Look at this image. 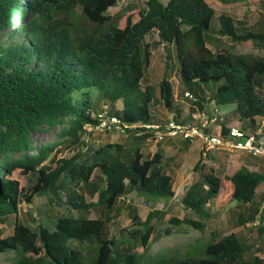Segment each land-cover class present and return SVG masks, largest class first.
I'll return each mask as SVG.
<instances>
[{"label":"trees","instance_id":"trees-1","mask_svg":"<svg viewBox=\"0 0 264 264\" xmlns=\"http://www.w3.org/2000/svg\"><path fill=\"white\" fill-rule=\"evenodd\" d=\"M118 1L0 0V223L17 212L20 201L32 204L47 195L49 203L63 206L51 225L38 223L36 228L19 222L15 215L12 233L4 236L0 230V252L15 251L11 264H264L256 253L248 255L252 243L237 231L219 237L212 233L198 254L150 252L151 242L160 236L152 219L160 212L150 210L141 219L125 196L135 192L160 201L174 196V178L163 167L166 158L161 152L145 155L140 148L114 142L85 154L78 150L59 158L54 166L42 164L47 157L44 146L36 147L35 154L28 152L34 148L31 133L44 125L61 124V135L84 146V125L95 126L102 111L118 117L121 132L146 142L150 133L144 125L163 124L168 119L154 120L158 103L169 111L174 109L177 114L172 116L177 121L192 123L190 116H182L176 108L167 70L158 84V100L151 85L141 84L151 59L145 40L151 31L157 34L158 43L173 46V65L186 85L215 84L214 89L198 84L196 94L183 91L187 99L185 92L194 96L189 99L192 112H203L210 103L216 108L232 103L243 131L256 132V117L264 125V95L260 92L264 57L227 47L249 41L264 46V31L249 25L245 15H216L206 0H144L142 6L108 14ZM77 9L79 21L71 19ZM18 13L26 19L11 28ZM82 19L90 26L81 24ZM97 98L109 108L99 109ZM220 124L215 133L225 137L231 126ZM190 143V139L183 140L185 148ZM208 147L202 144L192 167L194 179L182 196L184 209L195 218L171 216L167 220L171 225L186 223L203 231L211 217L207 207L215 201L223 181L207 156ZM14 151L22 152V157L12 158ZM95 169L100 171L103 187L93 179ZM224 178L231 184L230 200L244 209L236 226L252 224L264 198H254L264 181L263 173L241 165ZM30 180L34 181L31 185ZM87 193L96 195V201L88 202ZM94 207L100 213L89 217ZM126 209L130 222L122 230L131 240L124 235L116 239L110 234V224Z\"/></svg>","mask_w":264,"mask_h":264},{"label":"rangeland","instance_id":"rangeland-1","mask_svg":"<svg viewBox=\"0 0 264 264\" xmlns=\"http://www.w3.org/2000/svg\"><path fill=\"white\" fill-rule=\"evenodd\" d=\"M167 1V0H163ZM144 0H119L115 6L108 9L107 13L115 16L116 14L123 12L127 7L132 5H144ZM206 2L215 10L216 15L221 12H230L234 14L237 18L245 19L247 23L253 26L256 30L264 31V0H206ZM80 10L77 9L73 14H71V19L79 21ZM21 13L15 15L11 28L19 26L25 21ZM80 23L86 26L90 24L86 20H80ZM216 20H213L211 25L214 26ZM3 38L2 36L0 37ZM157 34L154 31L148 32L145 35V40L149 43L151 49V59L147 70L141 80L142 86L151 85L153 88L154 99L158 100V84L163 77L165 70H167L169 81L171 83L173 92L175 93L176 108L179 110L180 114L184 117L190 116V122L194 124H205V128L209 131L208 133L214 134L220 128V123L225 125L241 126L238 121V117L235 113V105L232 103L219 104L216 106L213 103L208 104L204 108L205 114L207 116H202L203 112H192L190 110L191 98H186L183 96L184 90H189L191 93H199V85H205L210 89L215 88V84L208 82L207 84L198 83L196 85H186L177 73L174 64V50L172 45H166V43L157 42ZM208 46L213 49L212 44ZM167 47V48H166ZM228 49L233 52L238 53H253L264 57V46H261L254 42L239 43L233 46H227ZM171 58H168V53ZM176 61V60H175ZM166 62L170 65L169 69H166ZM203 87V86H202ZM263 90L260 92L264 95V85ZM201 91V90H200ZM204 93L206 91L202 90ZM202 95L205 96V94ZM99 109L104 108L109 105L101 98H97ZM161 102V101H160ZM120 107V104H116ZM175 106V105H174ZM150 109L153 111L155 107L150 105ZM157 112L152 113L154 120L166 119L172 115H176L177 112L173 109L169 111L166 109L162 102L156 105ZM155 110V111H156ZM181 116V117H182ZM180 117V116H178ZM247 122L246 120H243ZM248 126H250L248 124ZM62 125H54L48 127L46 125L35 130L30 135L31 145L34 146L32 150L28 152L30 154H35L36 147L44 146L47 148V157L42 164H52L55 165L56 160L59 158H68L73 155L76 151L80 150L81 154L89 153L93 148H98L107 143H126L130 149L140 148L143 153L153 154L155 151L161 152L166 158V161L162 162L163 167L167 172H169L173 178V190L174 196L166 201L160 200H149L145 199L139 194L132 192L125 196L126 200L136 208L137 214L141 219H144L150 210L157 209L160 214L152 219V224L160 232V236L157 240L151 242L150 252H167L173 253L178 256H184L186 254H198V250L202 244L207 242L212 233H215L217 237L228 234L232 231H237L243 235L248 243H252V249L248 252L249 254L256 253L259 257L264 260V230L259 231L260 227L264 228V213H262V219L257 225H252L247 223L243 226H236L237 216L244 213L242 206H238L235 202L230 200L231 184L228 180H224L225 176L230 175L239 166L250 165L253 167H248L251 170H258L264 175V157L262 156H252L244 150H234L225 144L211 145L207 148V156L214 163L217 173L222 178L221 189L215 198V201L208 205L211 217L207 219L206 226L203 231L193 228L186 223H180L178 225H171L168 223V218L174 216L181 219L184 216H191L195 218L194 215L186 211L182 204V196L185 192L186 187L193 181L194 175L192 172L193 165L197 162L199 158L200 149L202 147V139L194 137L191 140L188 148L183 145L180 147L173 146V144L179 143L182 139L179 137H168L161 142H146L141 138L134 137L131 133H125L121 131H100L93 130L89 136V141L85 143L84 146L78 144L74 145L68 136L60 134ZM250 128V127H249ZM255 129L257 132H263L264 125L260 117L255 118ZM251 130V129H248ZM249 133V131L247 132ZM14 159L22 157V152L14 151L10 154ZM260 167V168H259ZM101 176L100 171L95 169L93 172V179L103 187L104 184L99 180ZM18 177L25 178V176L19 174ZM31 185L34 181H28ZM264 186V181L260 182L255 194V199L259 201L258 192ZM261 188V189H260ZM260 189V190H259ZM87 201H96V195L90 196L86 194ZM63 211V206L57 205L55 203L48 202V196L43 195L34 199L32 204L20 201L17 204V212L8 215L5 222L0 223L1 235H8L12 233V229L15 222V215L19 222L29 225L32 228H36L38 223L51 225L55 217ZM98 208L94 207L88 212L89 217H96L99 215ZM130 213L128 210H123L119 217L115 218L110 224V234L114 238L118 239L122 235L126 238L128 237L126 232L122 229L126 227L130 222ZM169 228L170 233L165 234L164 229ZM131 240L130 237H128ZM16 259V253L13 250L0 252V264H11Z\"/></svg>","mask_w":264,"mask_h":264},{"label":"built area","instance_id":"built-area-1","mask_svg":"<svg viewBox=\"0 0 264 264\" xmlns=\"http://www.w3.org/2000/svg\"><path fill=\"white\" fill-rule=\"evenodd\" d=\"M188 98L194 99L190 92H185ZM202 116H207L203 111ZM97 124L84 125V133L81 139L84 142L89 141V136L93 130L100 131H120L123 129L120 120L116 115L108 114L107 111H102L97 115ZM126 126V124H123ZM145 129L149 131L150 136L147 138L148 142H161L168 137H179L182 140L192 139L198 137L202 139L203 143L211 145L225 144L234 150H244L248 154L258 157H264V132L247 133L242 130L241 126H231L227 136L222 137L220 134L208 133L205 124H193L177 121L173 116H170L163 124H146ZM138 132L137 134H140ZM264 211V198L260 210L252 222V225H257L260 222V216Z\"/></svg>","mask_w":264,"mask_h":264},{"label":"crops","instance_id":"crops-1","mask_svg":"<svg viewBox=\"0 0 264 264\" xmlns=\"http://www.w3.org/2000/svg\"><path fill=\"white\" fill-rule=\"evenodd\" d=\"M230 13V12H229ZM233 126H237V124L236 125H233ZM214 134H216V133H214ZM176 145V147H180V145H183V140H181V141H179V143H177V144H173V146H175ZM243 165H245L244 163H243ZM247 168L248 167H253V166H250V165H245ZM240 167V166H239ZM238 167V168H239ZM237 168V169H238ZM260 168V167H259ZM234 172V171H233ZM261 189V188H260ZM259 189V190H260ZM258 192V197H259V199H262V197L264 196V186H263V188L261 189V192H259V191H257ZM247 224V223H246Z\"/></svg>","mask_w":264,"mask_h":264}]
</instances>
